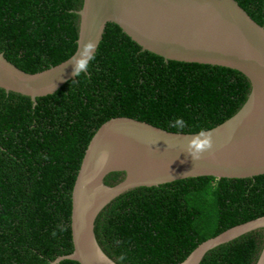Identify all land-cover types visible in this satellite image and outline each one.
<instances>
[{"label": "trees", "instance_id": "16d2710c", "mask_svg": "<svg viewBox=\"0 0 264 264\" xmlns=\"http://www.w3.org/2000/svg\"><path fill=\"white\" fill-rule=\"evenodd\" d=\"M237 1L264 26V0ZM82 6L83 0H0V52L30 73L68 59L77 49ZM250 90L242 72L165 60L114 22L87 69L56 92L33 101L0 87V264H51L73 252V189L105 121L128 116L197 133L233 116ZM125 177L114 171L105 182ZM263 215L264 174L198 176L127 190L101 210L94 230L119 264H179L203 241ZM263 247L264 227L214 247L200 264H256Z\"/></svg>", "mask_w": 264, "mask_h": 264}, {"label": "water", "instance_id": "95a60500", "mask_svg": "<svg viewBox=\"0 0 264 264\" xmlns=\"http://www.w3.org/2000/svg\"><path fill=\"white\" fill-rule=\"evenodd\" d=\"M77 49L68 59L30 73L0 52V87L37 97L56 92L73 76L87 49L93 55L108 22L118 24L142 50L165 60L220 65L242 72L251 90L242 107L223 123L201 132H173L128 116L105 121L92 137L72 194L74 250L51 264H119L99 245L95 220L113 199L138 186H156L198 176L246 178L264 174V26L237 0H83ZM90 61V60H89ZM88 61V63H89ZM210 139L209 148L197 143ZM126 172L115 185L105 177ZM264 227V215L200 243L179 264H200L206 253ZM256 264H264V247Z\"/></svg>", "mask_w": 264, "mask_h": 264}, {"label": "clouds", "instance_id": "9594fccd", "mask_svg": "<svg viewBox=\"0 0 264 264\" xmlns=\"http://www.w3.org/2000/svg\"><path fill=\"white\" fill-rule=\"evenodd\" d=\"M94 45L92 42H89L85 48V54H82L79 59H77L74 67H73V76H78L80 73L84 72L88 67V61L94 59V55L92 53H88L87 49L93 48ZM179 122V121H178ZM198 150H203L209 148L211 146L210 139L203 141V143H197ZM55 234V233H53Z\"/></svg>", "mask_w": 264, "mask_h": 264}]
</instances>
